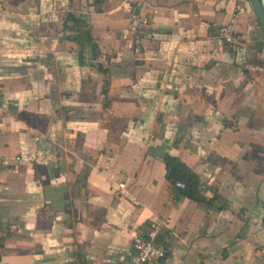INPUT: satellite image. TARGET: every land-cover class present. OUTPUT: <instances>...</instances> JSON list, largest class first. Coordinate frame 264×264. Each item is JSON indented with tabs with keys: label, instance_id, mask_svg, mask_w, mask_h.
<instances>
[{
	"label": "crops",
	"instance_id": "crops-1",
	"mask_svg": "<svg viewBox=\"0 0 264 264\" xmlns=\"http://www.w3.org/2000/svg\"><path fill=\"white\" fill-rule=\"evenodd\" d=\"M228 23L235 45L217 36ZM167 153L204 201L171 191ZM156 219L170 250L146 264H264L251 0H0V264H140L127 252Z\"/></svg>",
	"mask_w": 264,
	"mask_h": 264
},
{
	"label": "built area",
	"instance_id": "built-area-1",
	"mask_svg": "<svg viewBox=\"0 0 264 264\" xmlns=\"http://www.w3.org/2000/svg\"><path fill=\"white\" fill-rule=\"evenodd\" d=\"M133 13L134 17L141 21L139 24L144 26L150 25V18L142 15L141 11L134 9ZM140 33L143 34L142 31ZM217 36L224 44H236L235 28L232 23H228L222 27ZM177 185L184 187L182 182H178ZM164 226V221L156 219L152 220L143 232H135L132 247L127 252V257L131 261L140 264L154 262L167 257L170 247L168 241L162 238Z\"/></svg>",
	"mask_w": 264,
	"mask_h": 264
},
{
	"label": "trees",
	"instance_id": "trees-1",
	"mask_svg": "<svg viewBox=\"0 0 264 264\" xmlns=\"http://www.w3.org/2000/svg\"><path fill=\"white\" fill-rule=\"evenodd\" d=\"M71 22V23H70ZM66 29L75 30L77 33L73 39L79 42L83 49L89 44L92 45L94 51L97 53V45L92 35L91 29L87 21L83 18L77 17L73 13H69L66 17ZM82 57V55H81ZM108 82L106 83L104 92H108ZM164 162L168 174L171 173L169 181L171 184V191L178 195H186L189 198L198 202L204 201V196L201 189L200 176L178 156L167 153L164 157ZM182 182L184 187L178 186L177 183Z\"/></svg>",
	"mask_w": 264,
	"mask_h": 264
},
{
	"label": "water",
	"instance_id": "water-1",
	"mask_svg": "<svg viewBox=\"0 0 264 264\" xmlns=\"http://www.w3.org/2000/svg\"><path fill=\"white\" fill-rule=\"evenodd\" d=\"M252 6L254 8V12L256 17L261 25L264 26V0H251ZM163 114L160 115L159 120L161 121ZM171 176V173L168 174V177Z\"/></svg>",
	"mask_w": 264,
	"mask_h": 264
}]
</instances>
